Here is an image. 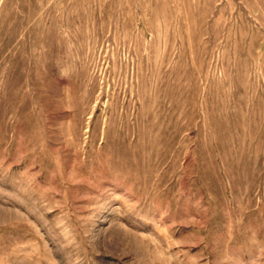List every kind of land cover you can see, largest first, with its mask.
Masks as SVG:
<instances>
[{"label":"rangeland","instance_id":"rangeland-1","mask_svg":"<svg viewBox=\"0 0 264 264\" xmlns=\"http://www.w3.org/2000/svg\"><path fill=\"white\" fill-rule=\"evenodd\" d=\"M0 264H264V0H0Z\"/></svg>","mask_w":264,"mask_h":264}]
</instances>
